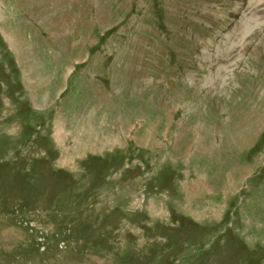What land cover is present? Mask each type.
<instances>
[{
  "label": "rangeland",
  "instance_id": "rangeland-1",
  "mask_svg": "<svg viewBox=\"0 0 264 264\" xmlns=\"http://www.w3.org/2000/svg\"><path fill=\"white\" fill-rule=\"evenodd\" d=\"M0 264H264V0H0Z\"/></svg>",
  "mask_w": 264,
  "mask_h": 264
}]
</instances>
